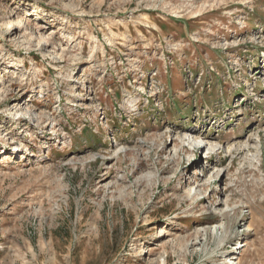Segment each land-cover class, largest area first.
I'll return each mask as SVG.
<instances>
[{"label":"rangeland","instance_id":"obj_1","mask_svg":"<svg viewBox=\"0 0 264 264\" xmlns=\"http://www.w3.org/2000/svg\"><path fill=\"white\" fill-rule=\"evenodd\" d=\"M260 56L264 0H0V264H264Z\"/></svg>","mask_w":264,"mask_h":264},{"label":"bare ground","instance_id":"obj_2","mask_svg":"<svg viewBox=\"0 0 264 264\" xmlns=\"http://www.w3.org/2000/svg\"><path fill=\"white\" fill-rule=\"evenodd\" d=\"M10 22V21H9ZM24 25H26V23H24ZM25 28H26V26H25ZM113 32H112V30L110 31V33L108 34V35H114V34H112ZM88 36V35H87ZM122 42V41H121ZM149 48H151V47H149ZM143 91V90H142ZM133 101H135V99H132V100H130V101H127L129 104L130 103H132ZM132 106V105H131ZM126 107V106H125ZM203 135V134H202ZM199 137H202V136H199ZM201 139V138H200ZM197 140V139H196ZM202 140V142L204 143V140L203 139H201ZM206 143H208L207 141H206ZM207 145V144H206ZM206 145H205V147L202 149L203 151H204V154H203V156L202 157H207L208 156V154H210L209 153V151H208V148L206 147ZM249 146V143H245V146ZM242 146H240V147H237L238 149L239 148H241ZM196 148H197V145H196ZM214 147L212 146V149H213ZM198 149H201V148H198ZM195 173H197V171H195ZM196 181V180H195ZM228 206V205H227ZM245 228H249L247 225L245 226ZM240 245H241V242H240ZM225 259L227 260V262H228V264H234V261H232V258L231 257H225ZM161 264H166V262L164 261V260H162V262H161Z\"/></svg>","mask_w":264,"mask_h":264}]
</instances>
